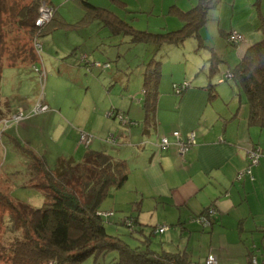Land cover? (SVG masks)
<instances>
[{
	"label": "rangeland",
	"instance_id": "1",
	"mask_svg": "<svg viewBox=\"0 0 264 264\" xmlns=\"http://www.w3.org/2000/svg\"><path fill=\"white\" fill-rule=\"evenodd\" d=\"M32 1L0 0V195L6 193L10 198L39 207L43 204L44 195L40 189L28 184L30 171L27 163L32 162V155L28 154V150L43 156L48 165L55 164L56 152H61L64 147L70 145L74 131L64 129L56 130L55 135L52 133L51 125L58 121L59 114L64 115V112L69 110L73 113L84 112L91 107L92 101L104 96H107L103 99L106 104L115 105V95L121 99L128 96L132 109L137 108L136 103L143 98L141 87L144 66L151 58L161 61L162 74L164 73L162 83L169 84L172 89V73L173 76L181 78L184 72L188 74L194 68V71L205 75L208 63L206 59L203 60V53L210 54L206 44L219 39L215 20L209 19L199 32L205 45L197 46L198 39L188 36L181 44H164L162 49L157 51L151 42L131 40L132 35L128 33L130 26L151 33L180 28L183 22L171 11L172 7L187 11L196 0H98L105 4L101 7L107 16L105 19L87 9L82 3L83 0H51V3L48 0H38L41 7H51L57 11L51 10L49 19L39 26L34 25L33 30L32 26L21 24L18 17L22 7ZM55 12L57 15L50 26L49 21L53 19ZM111 17L121 21V30L116 25L106 23L111 21ZM122 22L127 23L128 27ZM44 26L48 32L42 34ZM35 38L41 43L40 53L35 49ZM222 50L223 56L234 65L238 57L236 47L228 44ZM84 52L96 55L97 59H86ZM70 60H79L77 66L80 73H76L75 69L72 70L75 72L71 73V68L66 67ZM83 60L87 62L84 64ZM17 61H22V64H14ZM94 62L95 65L92 64ZM226 63L221 62L219 71L213 75L214 83L217 82L221 70L225 69ZM62 68L65 73L61 72ZM42 69L45 70L43 76L40 75ZM100 69L119 71L118 80L109 83L110 80L104 79L102 74H96ZM93 73L100 77L93 76ZM195 75L196 73H193L191 78ZM182 80L188 79L182 78L179 81ZM37 102H45L48 108L34 110ZM114 110L123 113L120 109L110 108L104 113L105 122L94 124V131L84 130L92 136L90 142L100 139L102 143H111L120 148L123 127L130 130V127L139 125L144 128L143 119L136 120L134 124L123 123L122 119L113 113ZM16 113H21L20 117H17ZM146 127L149 128V125ZM79 128L77 138H80L83 131ZM110 134L115 141L107 139ZM168 137L174 139L173 135ZM98 146L101 148L102 145ZM113 154H118V151L115 149ZM125 187L126 182L118 192L120 196H116L117 190L112 188L110 194L98 206V212L105 216L107 232L119 234L122 240L131 246L140 244V249L149 242L150 248L157 252L173 251L180 244V248H186L191 264H195L209 249L217 254V264H244L239 262L243 261L242 258H232L231 253L226 251L229 247L234 251L238 246L244 245L236 237L221 235L213 236L212 239L208 231L210 224L203 226L202 222L196 227V224L191 225L192 223L183 227L176 223V216L172 215L170 209H155L154 202L148 197L144 198L143 202L138 199L137 204L135 201H129L127 194L123 192ZM112 193L116 199L112 197ZM3 200L0 196V243L8 246L16 236L21 235V229L12 230L9 227V210ZM134 216H138L143 225L136 223ZM191 219L190 222H195ZM164 225L166 227L161 232L156 230V227ZM140 227H144L141 232ZM202 227L208 229L203 230ZM145 238L148 239L143 241ZM244 246L255 247L253 242H246ZM227 254L228 257H224L226 261H221V257ZM117 257L116 250H109L97 259L89 256L76 264H112ZM0 264L10 263L0 258ZM154 264L170 263L154 261Z\"/></svg>",
	"mask_w": 264,
	"mask_h": 264
},
{
	"label": "crops",
	"instance_id": "2",
	"mask_svg": "<svg viewBox=\"0 0 264 264\" xmlns=\"http://www.w3.org/2000/svg\"><path fill=\"white\" fill-rule=\"evenodd\" d=\"M90 1L99 7L105 6L98 0ZM198 1L196 0L195 4ZM207 16L208 20H215L219 40L212 42V45L206 44L210 54L203 53V56L205 55L203 60L206 59L209 68L208 59L213 52H216L223 59L222 63L227 61L216 83L212 78L214 74L208 75V68L203 76L199 71H194V68L188 74L184 72L181 78L173 76L172 73L170 79L173 83L182 78L188 79L189 85L179 94L173 86L171 89L169 84L162 83L164 73L162 74L161 65L154 123L149 128L144 122L143 98L136 103L138 107L132 109L128 96L121 99L115 95V105L110 104L111 106L104 102L103 99L107 97L104 96L102 99L92 101L91 107L84 112L73 113L69 110L64 112V115L59 114L58 121L51 125L52 133L55 135L56 130L64 129L74 131L70 145L64 147L61 152H56L55 159L59 156L81 159L88 149H96L126 160L129 175L123 192L127 194L129 201H135L137 204L138 199L143 202V199L148 197L154 202L155 209H170L172 215L176 216V223L183 227H187L189 223L196 224L194 225L196 227L201 223L199 217L203 215L204 210L208 209L204 216L209 219V222L201 224L203 226L210 224L208 230L210 238L228 235L236 237L244 245L246 242L249 244L253 242L255 245L253 248L241 245L234 251L230 250V247L226 251L231 253L232 258H242L244 262L239 261L240 263L249 264L251 255H255L260 263L264 258V157L259 162L251 164L250 172H244L241 178L237 179V173L249 165L246 159V151L249 147L255 145L264 148V126L251 123L246 96L233 77H227L221 81L219 79L227 68L233 66L223 56L222 50L226 45L231 44L227 40L229 31L235 29L245 36L243 42L231 44L237 49L238 57L235 63L240 60L248 45L264 37V32L261 30V25L264 24V0H220L216 7L208 9ZM179 20L182 21L180 18ZM202 27L199 28V32ZM194 37L199 41L197 46L205 45L199 35ZM83 55L87 59L88 57L97 59L94 54L84 52ZM41 59L43 60L42 55ZM78 62L79 60H70L66 63V67L71 68V73L75 72L72 71L73 69L76 73H80ZM19 63L22 64V61L14 64ZM44 64L43 68H45ZM220 64L221 62L217 71L220 69ZM61 72L65 73V70L62 68ZM96 72V74H102L104 79L110 80L109 83L118 80L119 71L100 69ZM193 73L196 75L191 78ZM93 76L97 75L93 73ZM104 85L107 87L106 82ZM110 108L120 109L124 116L130 119H143L144 128L139 125L130 127V130L123 127L120 148L114 147L115 145L111 143H102L100 139L90 142L92 136L88 146L76 137L79 127L83 131H94V124L100 125L105 122L104 113ZM83 116L84 118H81ZM96 120L99 121L96 122ZM173 130H179L183 137L190 131L195 133V142L183 154H179L172 138H169L170 144L167 147L158 145L159 137L170 136ZM98 145H102L101 148ZM115 149L118 154H113ZM120 188H116V196H120L118 194ZM115 195L112 193L114 199H116ZM135 208H137L136 205ZM134 218L136 223L143 225L138 216ZM190 218L195 222H190ZM143 228L140 227L139 231L141 232ZM202 229L208 228L202 227ZM179 246L180 244L173 251L185 252L184 255L191 261L186 248L182 249ZM209 252L212 251L209 249L196 262L202 261ZM225 256L228 257V254L222 256L221 261H226Z\"/></svg>",
	"mask_w": 264,
	"mask_h": 264
},
{
	"label": "trees",
	"instance_id": "3",
	"mask_svg": "<svg viewBox=\"0 0 264 264\" xmlns=\"http://www.w3.org/2000/svg\"><path fill=\"white\" fill-rule=\"evenodd\" d=\"M219 2L199 0L187 11L172 8L171 11L182 19L183 25L170 31L151 33L128 27L124 22L122 24L129 28L132 41H148L160 50L164 44L178 45L188 36H198L199 28L208 21V9L216 7ZM82 3L95 15L103 19L107 17L103 8L86 0ZM39 6L38 0L23 6L18 14L21 24L30 25L33 30ZM55 17L49 21L50 26ZM110 19V22L105 20L106 23L116 25L120 30L123 28V25L120 26L121 21L115 17ZM46 26L42 34L48 32ZM261 30L264 32V24ZM208 60V75L212 76L223 59L213 52ZM86 62L82 61L84 64ZM227 70L246 96L251 123L264 126V37L248 45L240 60ZM160 74V60L151 58L144 67L142 81L145 125L154 123ZM182 81L174 84L181 85ZM188 85L181 87L178 93ZM28 154L32 155V162L27 163L30 171L28 184L42 191L44 201L41 206L34 207L28 202L10 198L6 193L0 195L9 210V227L12 230L21 229V235L16 236L10 245L0 243V258L10 264H76L89 256L97 259L109 250H116L118 257L112 264H154V261L191 264L185 252H157L150 248L149 242L140 249V244L131 246L119 234L107 232L105 216L98 212V206L112 188L121 187L127 180L129 167L126 160L103 150L88 149L78 161L72 157L59 156L55 164L50 166L35 151L30 149ZM207 210H204L203 215Z\"/></svg>",
	"mask_w": 264,
	"mask_h": 264
},
{
	"label": "built area",
	"instance_id": "4",
	"mask_svg": "<svg viewBox=\"0 0 264 264\" xmlns=\"http://www.w3.org/2000/svg\"><path fill=\"white\" fill-rule=\"evenodd\" d=\"M44 8H46V9H44ZM53 9L51 7L39 6L38 16L35 19V25L39 26L43 22L48 20L50 17L51 10H53ZM227 40L231 44H238V43H241L245 40V36L243 33L239 32L238 30L233 29V30L228 32ZM34 46H35L36 51H38L39 53L42 51V47H41V43H40L39 39L35 38ZM92 64L95 65L96 63L94 62ZM40 72H41L40 73L41 76H43L45 74L44 70H42ZM230 76H231L230 72H228V70H226L222 74V76L220 77L219 80L221 81V80L225 79L226 77H230ZM188 84H189L188 81L184 80V81H182L181 85H175L174 84L173 88L178 93L180 91L181 87H183L184 85H188ZM47 108H48V106L45 102H37L36 105L34 106V110H44ZM111 112H113V111H111ZM113 113L115 115H118L120 117V119H122L123 123H125V122H127L128 124H134L135 123V121L129 120L126 116H124V114L122 112L115 111ZM16 114H17V117H20V115H21V113H16ZM16 114H14V116ZM171 134L174 136V143L177 146V150H178L179 154H183L184 152H186L189 149V147L191 146V144H193L195 142L194 131H190L184 137L182 136V134L180 133L179 130H173ZM90 139H91V135H89L88 133H86L84 131H81L80 138H79L80 141L88 144ZM107 139H109L111 141H115V138L113 137L112 134L108 135ZM169 144H170V139L168 136L162 135L159 138V143H158L159 146L167 147ZM246 157L248 159L249 165L245 169H243L237 173V178H240L244 172H250V165L253 163L255 164V163L259 162L260 157H264V148H260V147L255 146V145L251 146L246 151ZM101 214L103 215V213H101ZM199 220L201 222H203L204 224L209 222V219H207L204 215H201L199 217ZM165 227H166L165 225L159 226V227H156V230L161 232ZM195 264H217V256L214 253L209 252L202 261H198ZM249 264H264V258H262L261 262L258 263L256 256L251 255Z\"/></svg>",
	"mask_w": 264,
	"mask_h": 264
}]
</instances>
